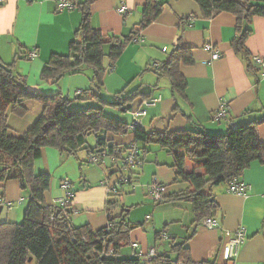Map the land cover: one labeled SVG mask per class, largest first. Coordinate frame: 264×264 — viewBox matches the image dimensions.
Instances as JSON below:
<instances>
[{
    "label": "crops",
    "instance_id": "1",
    "mask_svg": "<svg viewBox=\"0 0 264 264\" xmlns=\"http://www.w3.org/2000/svg\"><path fill=\"white\" fill-rule=\"evenodd\" d=\"M145 2L96 0L92 6V24L104 33L127 35L141 20ZM160 2L165 4L161 16L146 28L140 42L131 43L125 48L115 68L106 74L102 96L112 99L123 90L127 96L141 88L144 92H152L151 99L161 97V101L152 106H142L140 99H137L128 113L105 108V114L129 124L132 121L131 111L142 108L145 112L143 128L148 133L179 130L187 126L181 114L173 113L174 99L169 80L159 78L153 70L166 58L182 34L184 44L194 49L195 59L193 65L182 68L188 83V102H180L182 110L192 115L210 134H223L230 126L237 127L264 116V78H261L260 72L255 73V69H250L245 56L235 53L231 47L236 37V18L229 13H221L211 19H203L193 0ZM122 6L127 8L126 14L120 13ZM81 19V13L76 9L60 11L58 0H6L0 6V59L11 63L19 52L25 56L36 49L37 57L19 60L16 69L26 76L30 86L48 89L41 84V72L52 54L69 53ZM251 28L253 32L247 40L250 58L260 56L264 59V17L255 18ZM208 46L220 52L218 60H212ZM60 87L63 94L73 100L72 110L99 107L96 102H82L74 98L76 91L92 87L89 73L67 76ZM223 103L227 104L226 117L221 121L215 120L214 115ZM24 105L28 108L26 116L21 118L11 112L8 115V125L16 135L27 132L43 113L44 106L37 101L28 100ZM249 109L255 113L245 115ZM258 132L264 144V123L259 126ZM132 141L131 136L121 140L128 145ZM146 149L145 160L137 167L135 180L139 179L142 183L138 189H144L143 192L148 195L149 186L154 180L167 185L170 193L187 188L185 183L174 182L175 173L171 168L173 159L165 150L159 146ZM113 171L114 164L109 159L100 164L90 163L87 151L79 152L74 157L66 152L45 148L41 159L35 164V173L51 176V187L46 193L47 203L58 205L57 202L65 196L63 182L70 181L74 194L73 225L89 224L94 230L108 224L105 207L109 197L102 182L109 179ZM117 177L120 176L116 174L111 179ZM241 180L251 186L246 195L230 193V185L227 184L213 189L220 205L215 217L219 228L210 230L202 224L198 227L196 235L189 242L196 264H264V165L252 163ZM0 199V218L8 210L10 213L5 215L7 222L23 219L25 205L21 209L22 204L29 201L30 194L21 188L18 181L0 184ZM20 200L23 203L16 205ZM140 201L145 204L146 199ZM8 203L14 204L11 210L7 207ZM147 206L144 221H130L132 225H142L131 232L132 245L121 253L125 257L146 255L153 248L157 250V255L167 254L173 239L177 243L184 242L194 228L189 203L157 202L151 205L150 210ZM127 213L129 216V211ZM240 228L245 230L246 240L240 248L239 257L227 262L223 257L224 246L229 241L226 231L232 233Z\"/></svg>",
    "mask_w": 264,
    "mask_h": 264
},
{
    "label": "trees",
    "instance_id": "2",
    "mask_svg": "<svg viewBox=\"0 0 264 264\" xmlns=\"http://www.w3.org/2000/svg\"><path fill=\"white\" fill-rule=\"evenodd\" d=\"M95 1L69 0L73 10L81 13L82 19L69 53L52 54L41 72V84L48 89L30 86L26 76L16 69L19 60L31 58L33 52L38 54L36 49L25 56L19 52L11 63L0 59V184L16 180L30 194L21 223L0 222V264H26L32 259L38 264H196L189 242L202 221L207 217L215 218L219 212L220 205L213 189L223 184L230 185L232 180L243 182L245 171L254 162L264 165V144L258 132L264 116L237 127L230 126L223 134H210L192 115L186 114L180 105L181 101L188 102V83L182 68L193 65L195 59L194 49L184 44L181 34L166 58L153 70L159 78L169 80L174 99L173 113L181 114L187 126L179 130L148 133L143 127L130 130V123L109 118L105 108L128 113L135 100L140 99L142 104L151 99L152 92H144L141 88L127 96L123 90L112 99L103 97L102 91L106 74L115 68L129 44L141 41L142 33L161 16L165 4L160 0H146L141 20L130 33L117 36L93 26L92 6ZM193 1L203 19H211L221 13H229L236 18V37L231 47L235 53L245 56L250 69L260 72L253 57L250 58L247 40L253 32V20L264 17V0ZM126 12L127 8L122 6L120 13ZM208 48L212 56L217 51L221 57L213 46ZM87 73L92 87L79 90L80 94H75L74 98L96 102L99 107L72 110L73 100L63 94L60 83L67 76ZM28 100L41 103L43 113L27 132L16 135L8 125L9 112L21 118L26 116L28 108L24 103ZM253 113L255 111L250 109L245 111V115ZM90 135H95L94 146L88 144ZM128 136L133 138L131 144L121 142ZM150 146H159L172 157L174 182L187 185L186 189L177 192L168 190L158 203H189L194 216V228L185 241L177 243L173 239L169 253L157 255L156 251L152 259H149V253L133 257L121 254L124 248L132 245L133 229L142 225H132L126 220L129 209L121 204L120 191L126 184V177L121 167L118 171L114 168L113 175L108 177L120 176L112 181L116 186L118 184L115 187L119 191L115 195L108 194L105 207L108 224L99 230H94L89 224L73 225V199L67 207L48 204L46 193L51 187V176L35 173V164L45 148L74 157L87 151L89 162L94 164L113 159L116 165L123 162L127 154L133 153L142 165L147 155L146 148ZM92 157H97L98 162H91ZM136 174L137 171L132 176L135 178ZM131 181H127L128 184ZM118 210L121 212L117 216Z\"/></svg>",
    "mask_w": 264,
    "mask_h": 264
},
{
    "label": "built area",
    "instance_id": "3",
    "mask_svg": "<svg viewBox=\"0 0 264 264\" xmlns=\"http://www.w3.org/2000/svg\"><path fill=\"white\" fill-rule=\"evenodd\" d=\"M5 2L6 0H0V6L3 5ZM73 8H74L73 4L69 2V0H58V9L60 11L71 10ZM165 50L166 48H164V51ZM30 56L31 58H36L37 54L33 52L30 54ZM219 57H220L219 53L217 51H214L212 60L216 61L219 59ZM253 61L260 68L261 78H264V59L260 56H254ZM75 94H80V91H78L77 93L75 92ZM160 101H161V97L152 98V99L143 101L142 106H152ZM226 106H227L226 103L222 104L220 110L215 115L216 120H220L226 117V114H227ZM144 115H145V112L142 108L141 109L139 108L132 113V121L129 124L130 130L135 129L137 127L139 128L143 127L142 119ZM90 161L98 162V158L92 157ZM111 162L112 164L115 163L113 159L111 160ZM139 166H140L139 159H137L133 153L127 154L126 159L123 161L122 166H121V169H122L121 171H123V173L125 174V175L123 174V176L126 177L125 178L126 183H128L127 181H130V180L133 181L134 176L132 175L136 172L135 169ZM118 167L120 166L115 167V164H114V168L117 171L119 169ZM112 181H113L112 179H105L102 182V186H104L107 189L108 194L115 195L119 191V189L116 188L118 184L116 186L114 182ZM229 187H230L229 189L230 193H233V194L246 195L251 190L250 185H248L245 182H239V180H232ZM63 189L65 191V196L62 199H60L57 203H59L58 205H60L61 207H67L70 204L74 196L70 181L63 182ZM167 194H168V187L164 185L163 183L158 182V180H154L153 183L150 184L149 189H148V195L154 202L157 203L158 201H161ZM22 202L23 200H20L18 204H21ZM7 207L9 210H11L14 207L13 203H8ZM202 225L210 230L219 228L218 221L213 217H207L206 219H204L202 221ZM226 235L229 237V241L224 246L223 257L225 261L229 262V261L236 260L239 257L240 248L246 240V232L243 228H240L232 233L229 231H226ZM155 256H156V249L153 248L149 252V257H150L149 259H152Z\"/></svg>",
    "mask_w": 264,
    "mask_h": 264
},
{
    "label": "rangeland",
    "instance_id": "4",
    "mask_svg": "<svg viewBox=\"0 0 264 264\" xmlns=\"http://www.w3.org/2000/svg\"><path fill=\"white\" fill-rule=\"evenodd\" d=\"M166 80H168L167 78H165ZM87 141H88V144L91 145V146H94L95 145V141H96V138H95V135H90L88 138H87ZM122 161H119L118 164L116 163L115 167L116 166H122ZM115 164V163H114ZM137 171V168L135 169ZM136 177V176H135ZM140 178V177H139ZM153 183V182H152ZM151 183V184H152ZM141 181H138L135 180V178L133 179L132 183L131 184H124V186L120 189V191H122V198H121V204L124 205L125 204V209L129 208L130 207L132 208V210H129V213L130 215L128 217H126V220L127 222H130L131 220L134 222V223H139L141 221H144L145 219V216L147 214V212H145V208L147 205H150V206H147V209L150 210L151 209V205H153L154 202L150 197L149 195L145 194L143 191L144 189H138L139 186H142L141 185ZM144 184H145V180H144ZM146 199V202L145 204L144 203H140L141 199ZM28 202L25 201L24 204H22V208L23 209L24 207L26 208ZM25 205V206H24ZM24 206V207H23ZM21 207V206H20ZM20 207L18 209H20ZM189 210L192 212V208H191V205L189 204ZM25 210V209H24ZM9 211L8 210H5L3 215L1 216L0 218V222H7V218H6V214L8 213ZM10 213V212H9ZM152 212L149 213V215H151ZM116 215H120V212H116ZM23 220V219H22ZM21 221H18V223H21ZM73 223L75 224L74 222V219H73ZM140 228V227H139ZM138 228V229H139ZM140 229H143V228H140ZM153 236L155 235V232H153L152 234ZM129 247H126L124 248L123 250H126L128 249ZM124 254V252H123ZM229 262H232V261H229ZM26 264H38L37 261L35 259H32L31 261L27 262Z\"/></svg>",
    "mask_w": 264,
    "mask_h": 264
},
{
    "label": "clouds",
    "instance_id": "5",
    "mask_svg": "<svg viewBox=\"0 0 264 264\" xmlns=\"http://www.w3.org/2000/svg\"><path fill=\"white\" fill-rule=\"evenodd\" d=\"M157 251V250H156Z\"/></svg>",
    "mask_w": 264,
    "mask_h": 264
}]
</instances>
